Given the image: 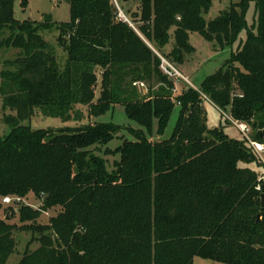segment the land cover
<instances>
[{
    "label": "trees",
    "instance_id": "16d2710c",
    "mask_svg": "<svg viewBox=\"0 0 264 264\" xmlns=\"http://www.w3.org/2000/svg\"><path fill=\"white\" fill-rule=\"evenodd\" d=\"M27 1L20 0L22 8ZM67 1L70 18L57 34L66 54L60 67L41 34L53 27L50 17L20 22L14 0H0V47L18 49L0 70L2 108L14 112L2 117L10 130L0 135V208L7 195L21 201L32 193L39 202L20 205L19 226L0 217V262L19 228L36 234L38 246L14 264H192L195 256L264 264V180L243 166L261 160L245 138L208 128L203 107L205 96L246 123L250 139L264 142V0H253L256 30L247 29L245 41L198 88L177 95L161 57L181 65L193 50L191 32L231 45L247 27L251 0L231 3L210 20L212 0H137L131 11L125 4L133 0H116L127 21L114 0ZM115 105L141 128L150 130L155 119L158 134L175 106L179 111L168 138L126 127L135 139L114 148L107 144L123 127L112 122L22 124L38 110L67 120L79 117L78 106L95 117ZM116 154L108 165L107 156ZM51 208L57 212L48 222L37 223Z\"/></svg>",
    "mask_w": 264,
    "mask_h": 264
},
{
    "label": "rangeland",
    "instance_id": "374dc122",
    "mask_svg": "<svg viewBox=\"0 0 264 264\" xmlns=\"http://www.w3.org/2000/svg\"><path fill=\"white\" fill-rule=\"evenodd\" d=\"M239 0H212L211 6L208 12L205 15L207 20L215 18L219 12L223 9H227L231 3L238 2ZM116 2V1H114ZM138 1L133 0L131 3L125 4V8H129L130 11L136 9ZM116 6L118 7L116 2ZM121 9V8H120ZM13 11L14 16L22 22L23 20H31L35 22L44 21V17L49 16L51 21L54 23L51 29L42 30L41 34L44 36L47 41L50 49L55 54L57 62L60 67H63L66 54L63 50L62 46L59 44L57 40L58 34V26L61 22L68 21L70 18L69 13V4L67 0H28L25 8H22L20 5V0H14L13 2ZM125 18L128 20L129 17L126 15L124 10H121ZM118 10V16H119ZM245 21L247 24L246 28H243L236 39L231 43V45L221 47L216 40L207 39L203 35L198 32H191L189 34V42L193 47V50L185 55V59L181 65H175V67L181 72V74L188 79V81L180 78H174L175 84L173 93L174 95L179 94L181 91L186 90L189 83L195 88L199 87L200 81L214 72H216L222 63L231 56V53L239 47L246 39L247 29H251L253 31L256 30L257 25V14L255 11L254 1L251 0L249 2L247 11L245 13ZM9 32L5 31L4 36ZM170 45H167V49H169ZM18 49L15 48H4L0 47V70L3 68H7L5 62L8 60H12L16 57ZM100 73H97L96 83L94 85L95 91V99L99 95L100 88ZM142 89L143 92L146 91L145 86ZM203 107L206 113L207 118V126L208 128H222L223 132L226 133L230 138L235 139H244L243 133L239 130L236 124L233 123L229 119V112L220 111L214 104H212L209 100L203 101ZM78 111H81L79 117L77 119L71 117L67 120H62L59 117L48 116L42 114L39 110L35 111V113L29 118L22 121V124L28 125L31 129L38 128H65V127H76L79 125L87 124L89 121L92 122H112L122 126L123 128L117 133V135L107 144L110 148H114L118 146L123 139L133 140L135 139V135L130 132L126 127H132L133 129H143L142 133L150 139L159 140L163 138H168L174 128L179 107L175 106L172 114L170 116L169 122L162 134L157 133L156 120L153 119L151 129L141 128L135 122L129 120L125 114L124 107L122 105H115L113 108L108 110L102 115L89 117L87 115L86 109L84 107H77ZM14 113L9 109H5L3 111L2 101L0 98V135L3 136L7 134L10 130V127L5 124L2 120L3 114ZM241 122V121H239ZM119 157L118 154L114 156H107L108 165L112 164L113 159H117ZM243 166H247L254 170L258 174H264V154L263 161L257 163L256 161H252L244 164ZM21 204L29 205L32 207H38L39 202L34 197L32 193H30L26 198H23L20 203H16L15 201L10 204H2L0 208V217H6L7 213L9 214V222L16 224V226L20 225L18 221L17 213L18 208ZM8 208H10L8 210ZM57 212V209L51 208L47 211L43 212L42 215L38 218L37 223L45 224L48 222L50 216L54 215ZM36 235V234H35ZM30 231L21 230L19 228H15L12 232V237L14 240L12 251L6 257L5 261L0 262V264H14L16 263L21 256L23 255L26 249H35L38 246V242L33 240L35 237ZM192 264H227L223 262L211 261L208 259H203L201 257L195 256L193 258Z\"/></svg>",
    "mask_w": 264,
    "mask_h": 264
},
{
    "label": "built area",
    "instance_id": "2783aa9c",
    "mask_svg": "<svg viewBox=\"0 0 264 264\" xmlns=\"http://www.w3.org/2000/svg\"><path fill=\"white\" fill-rule=\"evenodd\" d=\"M114 1H116V0H114ZM118 10L120 11L119 12V17L122 18L123 20H126L127 21V19L125 18V16L123 15V13H122V11H121V9L119 7H118ZM161 69L170 78H180V79L182 78V79L188 81V79L186 77H184L181 74V72L175 66H173L171 63H169L163 57H161ZM140 85L143 86L142 83ZM189 85H191V84L189 83ZM203 98L205 100H207L205 96H203ZM176 104L179 105V102H177ZM229 119L231 121H233L234 124L237 125V127L239 128V130L243 133L244 138L248 141L249 145L252 147L254 153L258 156V158L261 161H263L264 142L255 141V140L249 138L250 128H249V126L246 123L239 122L237 120H234V119H232L231 116L229 117ZM257 179H258L259 182L263 181L264 180V174L258 175V178ZM256 187L258 189H260L259 183L257 184ZM14 201L16 203H18L20 201V199L18 197H11V196H8V195L7 196H3L2 199H1V203L2 204H10V203H12Z\"/></svg>",
    "mask_w": 264,
    "mask_h": 264
},
{
    "label": "water",
    "instance_id": "95a60500",
    "mask_svg": "<svg viewBox=\"0 0 264 264\" xmlns=\"http://www.w3.org/2000/svg\"><path fill=\"white\" fill-rule=\"evenodd\" d=\"M260 206H264V192H262V193L260 194ZM8 214H9V213H7V215H6V217H5L6 220H8V219L10 218Z\"/></svg>",
    "mask_w": 264,
    "mask_h": 264
}]
</instances>
